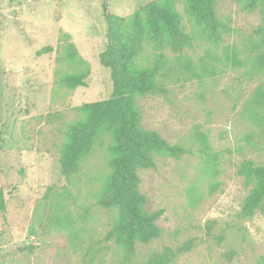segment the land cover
Masks as SVG:
<instances>
[{
    "label": "rangeland",
    "instance_id": "obj_1",
    "mask_svg": "<svg viewBox=\"0 0 264 264\" xmlns=\"http://www.w3.org/2000/svg\"><path fill=\"white\" fill-rule=\"evenodd\" d=\"M149 1L0 0V264H144L151 252L188 239L192 250L170 264H264V208L239 216L247 188L236 172L243 159L264 162V124L246 110L254 88L264 87V66H252L261 49L254 44L257 8L218 0L217 15L229 26L222 42L197 41L186 50L198 72L200 61L212 71L190 80L159 77L165 94L137 98L141 126L187 149L137 170L145 209L163 210L158 238L137 243L131 258L104 240L113 212L96 204L107 172L103 150L88 156L73 183L60 173V128L77 117L75 107L111 91L110 70L98 59L106 34L102 4L128 17ZM176 9L190 32L183 5ZM66 40L89 66L86 86L62 82L75 71L58 60ZM48 45L52 51L36 54ZM224 47L237 51L240 66L226 59ZM153 53L145 47L142 63ZM49 114L58 119L48 121Z\"/></svg>",
    "mask_w": 264,
    "mask_h": 264
},
{
    "label": "trees",
    "instance_id": "obj_2",
    "mask_svg": "<svg viewBox=\"0 0 264 264\" xmlns=\"http://www.w3.org/2000/svg\"><path fill=\"white\" fill-rule=\"evenodd\" d=\"M217 2L151 0L128 17L108 11L106 3L102 4L106 34L105 46L98 59L110 70L111 91L105 99L75 107L77 117L60 128L58 156L60 173L70 184L88 156L103 150L107 172L102 177L96 204L113 212L104 240L121 248L127 258L134 255L137 243L146 244L159 237L160 228L156 221L163 213L162 209L150 212L145 209L146 198L138 188L137 170L153 167L155 156L179 158L187 152L182 145L170 144L158 132L141 126L137 98L165 94L166 89L159 82V77L170 79L175 75L177 80L182 77L190 80L193 76L200 78L212 71L213 66L209 68V64L200 61L198 72L186 50L197 41L213 46L222 42V35L229 31V26L218 17ZM237 2L248 10L257 8L261 14V23L254 31L257 38L255 47L261 49H257L258 54L252 62L254 69L258 70L264 66V0ZM177 3L183 5L190 32L182 24ZM145 47H151L154 53L151 61L143 64L141 55ZM62 49L63 54L58 56V60L68 62L75 70L64 74L63 84L70 89L86 86L85 79L89 75L86 61L78 55L73 42L66 40ZM52 50L48 45L37 50L36 54ZM223 50L232 65H241L237 51L230 53L228 47ZM246 110L255 121L264 124L262 85L252 91ZM47 119L54 122L58 118L49 114ZM198 137L204 143V136L198 134ZM236 172L247 188L239 216L248 218L264 208V162L256 164L243 159ZM1 209H4V203L0 194ZM194 245V240L188 239L175 247L164 246L160 251L151 252L144 264H170L181 254L191 251ZM231 257L230 253L226 254L228 260Z\"/></svg>",
    "mask_w": 264,
    "mask_h": 264
}]
</instances>
